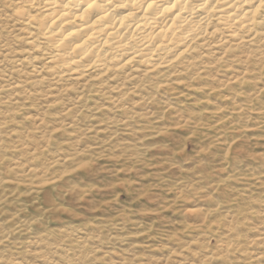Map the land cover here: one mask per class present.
<instances>
[{"label": "rangeland", "instance_id": "1", "mask_svg": "<svg viewBox=\"0 0 264 264\" xmlns=\"http://www.w3.org/2000/svg\"><path fill=\"white\" fill-rule=\"evenodd\" d=\"M17 7L0 0V264H264V40L73 104L25 59Z\"/></svg>", "mask_w": 264, "mask_h": 264}, {"label": "bare ground", "instance_id": "2", "mask_svg": "<svg viewBox=\"0 0 264 264\" xmlns=\"http://www.w3.org/2000/svg\"><path fill=\"white\" fill-rule=\"evenodd\" d=\"M17 5L14 15L28 30L26 45L33 52L25 58L30 68L57 83L74 82L64 89L73 104L87 102L83 92L104 83L120 80L119 89L138 76H171L206 47L264 40V0H17Z\"/></svg>", "mask_w": 264, "mask_h": 264}]
</instances>
